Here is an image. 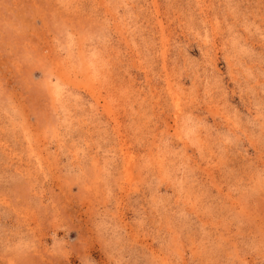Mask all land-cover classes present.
Segmentation results:
<instances>
[{"label": "rangeland", "instance_id": "obj_1", "mask_svg": "<svg viewBox=\"0 0 264 264\" xmlns=\"http://www.w3.org/2000/svg\"><path fill=\"white\" fill-rule=\"evenodd\" d=\"M0 264H264V0H0Z\"/></svg>", "mask_w": 264, "mask_h": 264}]
</instances>
